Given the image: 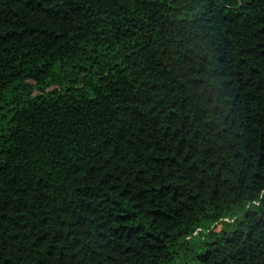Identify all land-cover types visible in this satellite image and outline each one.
I'll return each mask as SVG.
<instances>
[{"label":"trees","instance_id":"16d2710c","mask_svg":"<svg viewBox=\"0 0 264 264\" xmlns=\"http://www.w3.org/2000/svg\"><path fill=\"white\" fill-rule=\"evenodd\" d=\"M0 264H264V0H0Z\"/></svg>","mask_w":264,"mask_h":264},{"label":"rangeland","instance_id":"374dc122","mask_svg":"<svg viewBox=\"0 0 264 264\" xmlns=\"http://www.w3.org/2000/svg\"><path fill=\"white\" fill-rule=\"evenodd\" d=\"M201 230L199 229L198 232H200Z\"/></svg>","mask_w":264,"mask_h":264}]
</instances>
